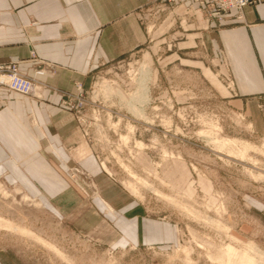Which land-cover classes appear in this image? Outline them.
I'll list each match as a JSON object with an SVG mask.
<instances>
[{
    "label": "rangeland",
    "instance_id": "obj_1",
    "mask_svg": "<svg viewBox=\"0 0 264 264\" xmlns=\"http://www.w3.org/2000/svg\"><path fill=\"white\" fill-rule=\"evenodd\" d=\"M208 2L147 5L145 43L61 99L81 129L77 145L89 146L118 203H132L157 238L95 241L0 179V264H240L243 244L264 252V93L237 95L213 36L228 11L218 20ZM224 138L232 143L219 148ZM78 161L66 177L83 197H99ZM228 243L237 251L225 260Z\"/></svg>",
    "mask_w": 264,
    "mask_h": 264
},
{
    "label": "crops",
    "instance_id": "obj_2",
    "mask_svg": "<svg viewBox=\"0 0 264 264\" xmlns=\"http://www.w3.org/2000/svg\"><path fill=\"white\" fill-rule=\"evenodd\" d=\"M155 1L0 0V62L17 61L26 75L44 71L36 77L39 98L0 87V179L77 233L110 245L128 233L137 241L157 237L132 203H118L120 193L106 185L96 158L86 154L89 146L77 145L81 129L61 99L76 83L88 87L102 64L145 43L139 11ZM237 13L229 11L213 36L237 95L253 97L264 93V1ZM74 161L93 175L99 197L87 199L72 186L65 171Z\"/></svg>",
    "mask_w": 264,
    "mask_h": 264
},
{
    "label": "built area",
    "instance_id": "obj_3",
    "mask_svg": "<svg viewBox=\"0 0 264 264\" xmlns=\"http://www.w3.org/2000/svg\"><path fill=\"white\" fill-rule=\"evenodd\" d=\"M205 1V0H202ZM263 0H209L210 7L215 9L218 20L222 19L223 12H229L236 10L238 12L237 18H239L241 9L247 5H253ZM44 71L38 69L33 71L31 75H25L18 69L17 62L7 61L0 63V87L7 88L12 92L21 96H34L39 98V86L36 82V77L42 76ZM77 91L73 93L71 97L68 96L64 103L68 106H75L72 103L80 96V86L77 87ZM74 96V97H73ZM4 101L0 98V106Z\"/></svg>",
    "mask_w": 264,
    "mask_h": 264
},
{
    "label": "bare ground",
    "instance_id": "obj_4",
    "mask_svg": "<svg viewBox=\"0 0 264 264\" xmlns=\"http://www.w3.org/2000/svg\"><path fill=\"white\" fill-rule=\"evenodd\" d=\"M140 70H141V74H145L148 71L143 64L141 65ZM129 105H130V107H133V105L131 103ZM137 111L141 112L139 109H137ZM230 143H232V140H230L229 138H226V139L224 138V139H221V140H217V144H218V147L219 148H223V147L229 146ZM243 146H244L243 147L244 149L251 148L252 147L248 143H244ZM238 156L239 157H244L242 151H240V153L238 154ZM9 226H11V225H9ZM11 227L14 228L13 226H11ZM234 241H236V240H234ZM243 245L244 246H243V248L241 250L242 252L240 251L241 253L239 252L240 253L239 255L237 253H235L237 255V257L241 256V262H240V264H264V252L262 250H260L258 247H256L251 242L245 243ZM234 251H237V250L234 249V247L228 243V245L225 247V250H224L225 260L229 259L230 253H233ZM213 257H215V256H213ZM219 258L217 257L218 262L220 260Z\"/></svg>",
    "mask_w": 264,
    "mask_h": 264
}]
</instances>
